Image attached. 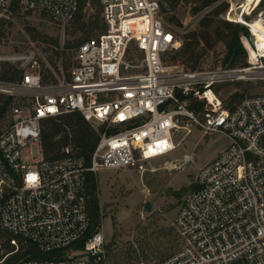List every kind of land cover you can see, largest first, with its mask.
I'll list each match as a JSON object with an SVG mask.
<instances>
[{
    "label": "built area",
    "instance_id": "built-area-1",
    "mask_svg": "<svg viewBox=\"0 0 264 264\" xmlns=\"http://www.w3.org/2000/svg\"><path fill=\"white\" fill-rule=\"evenodd\" d=\"M16 1L24 10L46 12L63 28L79 6V0H0V14ZM168 1L100 0L105 29L79 45L70 75L61 64L58 79L44 82L39 64L29 61L19 66L24 69L20 80L0 77V93L22 100L13 108V122L0 133V230L12 234L15 246L7 251L0 240V263L17 251L20 236L46 252L65 247L67 253L18 264H111L102 228L82 249H68L90 224L86 172L134 166L169 153L176 148V130L197 126L204 134L225 137L228 144L201 167L199 187L188 194L176 217L185 244L160 264L239 259L264 264V93L248 95L228 109L214 89L225 80H264V50L248 19L251 12L241 4L238 15L234 1L227 0L223 15L252 33L253 41L241 36L247 66L190 70L164 60L181 45L161 15ZM263 15L264 9L254 18ZM133 45L143 53L138 62L128 60ZM248 45L256 50L255 61ZM1 61L0 56V69ZM190 99L204 101V109L190 108ZM76 110L102 126L91 165L73 154L71 144L63 147L62 157L46 160L42 120ZM24 147L31 161L22 158ZM190 160L186 154L166 169L180 170Z\"/></svg>",
    "mask_w": 264,
    "mask_h": 264
},
{
    "label": "rangeland",
    "instance_id": "rangeland-1",
    "mask_svg": "<svg viewBox=\"0 0 264 264\" xmlns=\"http://www.w3.org/2000/svg\"><path fill=\"white\" fill-rule=\"evenodd\" d=\"M233 1L236 11L240 12V5L245 0ZM165 6L166 9L162 10L161 15L177 37L178 33L197 27L200 18L207 12L203 10L193 15L192 3H182L175 11L168 4ZM262 9L264 7H260V4L251 7L248 19H253ZM86 10L94 11L89 3ZM172 15L179 17L184 24L183 28L177 27L168 20ZM27 26H35L41 31L58 36L61 43L72 38L66 33V27L63 28L40 11H32L28 15L20 16L4 12L0 14L2 61H8L17 66L29 61H36L39 66L41 62L49 65V52L44 50L43 45L31 39L26 30ZM132 54L135 62L141 59L138 52H132ZM177 65L184 68L180 63ZM204 68L214 70L219 67L211 58L204 64ZM141 69V67L138 68L139 71ZM243 81L250 82L249 89L244 91L245 97L264 93V80ZM225 82L228 83L227 86L223 85ZM219 86L222 89L219 92L215 91L219 97L236 90L233 80L220 82L215 85V88ZM173 140L176 148L169 153L146 161H138L134 166L100 169L97 172V196L104 214L102 223L104 229H107L103 230L106 242H110L112 249L113 256L108 257L111 264H160L164 258L185 244L177 227L176 217L193 187H189L180 199L175 196L174 190L195 182L201 167L214 159L227 146L228 140L219 134H204L197 126L176 130ZM32 148L34 156L39 157L38 147L33 145ZM186 154L191 155V160L186 162L182 169L171 171L166 169V164L180 161ZM22 158L25 161L32 160L28 147L22 148ZM148 201L152 202V209L145 211ZM126 252L131 255L130 258L126 256ZM123 256L126 257L123 258Z\"/></svg>",
    "mask_w": 264,
    "mask_h": 264
},
{
    "label": "trees",
    "instance_id": "trees-1",
    "mask_svg": "<svg viewBox=\"0 0 264 264\" xmlns=\"http://www.w3.org/2000/svg\"><path fill=\"white\" fill-rule=\"evenodd\" d=\"M88 3L94 9L93 12L86 10ZM182 3H192L191 13L193 15H197L203 10H207V12L200 18L197 27L178 33L181 45L178 49H173L166 54L164 58L166 62L180 63L185 69L190 70L205 69L204 64L211 58H213L214 64L221 68H238L248 65V53L241 36L245 35L251 41H253V36L247 26L223 17L229 7L227 0H169L167 2L174 11ZM258 4H260V7H264V0H260ZM165 9L166 6L163 5L162 10ZM7 12L12 13L14 16H20L28 15L32 10L22 9L16 1ZM40 13L49 16L44 11ZM168 20L172 21L177 27H184L183 22L176 15H172ZM104 29L105 23L102 19L100 0H79L78 10L66 26V33L72 38L65 40L64 43H61L58 36L41 31L35 26H27L26 30L31 39L43 45L44 50L49 52V65L41 62L39 66L43 81H56L61 64L67 75H70L72 68L77 64L74 55L79 45L88 38L98 35ZM132 52H138L140 57H143V53L135 45L128 51V58L130 59H134ZM23 71V68L14 63L1 61L0 77L3 79L18 81L22 78ZM233 82L236 90L220 96L223 106L228 109H233L245 97L244 91L250 87L249 81L238 80ZM227 84L226 82L223 83L225 86ZM214 89L219 92L222 88L220 86L215 88L214 85ZM21 101V98L0 93V133L13 122V108ZM204 104V101L191 99L188 105L190 108L202 111ZM101 131V125L92 124L77 110L58 116L46 117L42 120L41 129V145L44 158L55 160L62 157L63 147L71 144L73 154L83 157L87 165L90 166ZM189 187L198 188L197 180L188 186L183 185L180 189L174 190L175 196L179 199L182 198ZM97 188V174L93 170H88L86 172V192L88 195L86 211L90 218L89 228L84 237L79 242L69 245L68 249H82L86 240L102 228L104 214L97 196ZM11 237V233L0 230V240H2L7 251H12L15 248L10 242ZM17 239L19 245L17 251L9 254L0 264H18L23 260L34 258L62 257L67 253L65 247L46 252L32 239L20 236H17ZM106 248L108 257L112 258L110 242H106ZM126 256L131 257L127 252ZM126 256H123V258ZM229 264H247V262L244 259H239Z\"/></svg>",
    "mask_w": 264,
    "mask_h": 264
},
{
    "label": "bare ground",
    "instance_id": "bare-ground-1",
    "mask_svg": "<svg viewBox=\"0 0 264 264\" xmlns=\"http://www.w3.org/2000/svg\"><path fill=\"white\" fill-rule=\"evenodd\" d=\"M259 1L260 0H245L243 3V6L245 8L244 12L249 13L250 8L253 7L254 5H258ZM240 14L241 13L238 12V15ZM242 20H244V17H242ZM250 23L253 29V33L256 35V38L258 40V47L264 50V15L261 18L256 17L252 19ZM249 49H250L251 60L255 61L256 60L255 55L257 54L256 50H253L252 47H249Z\"/></svg>",
    "mask_w": 264,
    "mask_h": 264
},
{
    "label": "water",
    "instance_id": "water-1",
    "mask_svg": "<svg viewBox=\"0 0 264 264\" xmlns=\"http://www.w3.org/2000/svg\"><path fill=\"white\" fill-rule=\"evenodd\" d=\"M152 209V202L148 201L145 206V211H150Z\"/></svg>",
    "mask_w": 264,
    "mask_h": 264
},
{
    "label": "crops",
    "instance_id": "crops-1",
    "mask_svg": "<svg viewBox=\"0 0 264 264\" xmlns=\"http://www.w3.org/2000/svg\"><path fill=\"white\" fill-rule=\"evenodd\" d=\"M102 229H103V230H107V229H104V225H103V223H102Z\"/></svg>",
    "mask_w": 264,
    "mask_h": 264
}]
</instances>
